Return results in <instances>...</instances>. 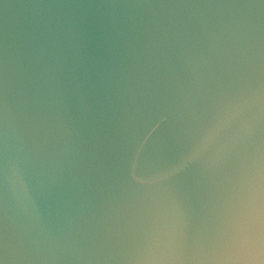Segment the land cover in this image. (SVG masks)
Returning a JSON list of instances; mask_svg holds the SVG:
<instances>
[{
    "label": "water",
    "instance_id": "water-1",
    "mask_svg": "<svg viewBox=\"0 0 264 264\" xmlns=\"http://www.w3.org/2000/svg\"><path fill=\"white\" fill-rule=\"evenodd\" d=\"M238 112L264 0H0V264H264Z\"/></svg>",
    "mask_w": 264,
    "mask_h": 264
},
{
    "label": "clouds",
    "instance_id": "clouds-1",
    "mask_svg": "<svg viewBox=\"0 0 264 264\" xmlns=\"http://www.w3.org/2000/svg\"><path fill=\"white\" fill-rule=\"evenodd\" d=\"M256 122L243 112H238L229 119L220 129V137H228L236 140L242 139L246 147L239 152L233 160L231 179L234 183L245 185L254 181L264 193V140L253 136ZM147 243L146 237H141L137 247H143Z\"/></svg>",
    "mask_w": 264,
    "mask_h": 264
}]
</instances>
